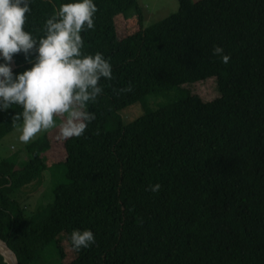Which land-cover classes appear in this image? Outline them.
I'll list each match as a JSON object with an SVG mask.
<instances>
[{"label":"trees","instance_id":"trees-1","mask_svg":"<svg viewBox=\"0 0 264 264\" xmlns=\"http://www.w3.org/2000/svg\"><path fill=\"white\" fill-rule=\"evenodd\" d=\"M67 2L31 0L24 29L39 39ZM94 2L82 52H101L112 79L98 82L102 92L88 104L96 118L84 133L63 140L66 180L52 202L27 214L19 198L51 164L42 159L47 135L23 166L0 157V238L20 264H34L51 244L63 257L73 251L64 264H264V0H179L148 26L137 0ZM14 57V73L31 66L23 53ZM209 76L214 100L183 85ZM137 102L144 112L123 123L120 110ZM22 111H0V141ZM83 229L95 243L77 251L69 237Z\"/></svg>","mask_w":264,"mask_h":264},{"label":"clouds","instance_id":"clouds-1","mask_svg":"<svg viewBox=\"0 0 264 264\" xmlns=\"http://www.w3.org/2000/svg\"><path fill=\"white\" fill-rule=\"evenodd\" d=\"M31 0H0V111L12 105L22 108L19 141L29 142L37 133L58 128V137H80L96 117L88 110L102 88L99 81L112 79V65L101 52H82V31L94 28V0H69L56 9L43 25L39 39L24 29ZM213 55L227 64L230 56L221 46ZM23 53L30 67L14 73V54ZM127 86L120 91H128ZM57 121L59 123L57 124ZM159 183L149 185L156 193ZM71 247L77 251L95 243L90 229L73 230Z\"/></svg>","mask_w":264,"mask_h":264},{"label":"rangeland","instance_id":"rangeland-1","mask_svg":"<svg viewBox=\"0 0 264 264\" xmlns=\"http://www.w3.org/2000/svg\"><path fill=\"white\" fill-rule=\"evenodd\" d=\"M143 11V25L148 26L156 21L176 12L179 9V0H137ZM197 1V0H193ZM136 19L130 20V25H134ZM122 28L119 30V35L123 36L127 31L132 30V27ZM192 93L197 94L204 101H211L220 96L217 88V80L215 76H209L205 79L187 82L183 84ZM166 94L160 97V101L164 100ZM156 98V97H150ZM146 100V103L148 100ZM154 105L151 99L150 106ZM144 112L141 102H137L122 108L119 112L120 119L123 123L130 122ZM19 123L16 128L6 134L0 141V157L5 156L8 159L14 160L17 167L23 166L30 158V150H36L38 143L47 135L50 140L49 148L42 151V159L45 162L51 161L48 167L43 172L42 181L30 185L33 189L32 195H19L20 200L27 208V214L35 212L38 208L47 205L54 199L53 189L56 183L64 182L65 178V151L63 140L58 137V128L37 133L29 142L23 143L19 141V128L22 126ZM59 121H57V124ZM31 147V149H29ZM34 148V149H32ZM73 256V251L66 249V255H60L57 248L51 244L48 245L41 254L38 255L37 261L34 264H64ZM6 262V261H5ZM7 263V262H6ZM8 264V263H7Z\"/></svg>","mask_w":264,"mask_h":264},{"label":"water","instance_id":"water-1","mask_svg":"<svg viewBox=\"0 0 264 264\" xmlns=\"http://www.w3.org/2000/svg\"><path fill=\"white\" fill-rule=\"evenodd\" d=\"M19 66L20 64H18L17 59L13 55L11 61L12 71L14 72L17 68H19ZM0 255L4 258V260L8 264H20L18 260V256L15 253V251L11 249L10 246L7 244V242L2 240L1 238H0Z\"/></svg>","mask_w":264,"mask_h":264}]
</instances>
